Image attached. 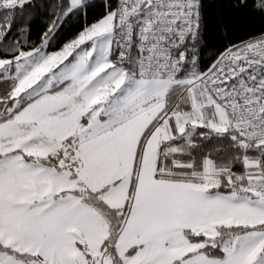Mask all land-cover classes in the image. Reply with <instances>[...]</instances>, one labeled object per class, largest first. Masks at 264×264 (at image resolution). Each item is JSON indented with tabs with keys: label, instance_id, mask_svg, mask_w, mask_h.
<instances>
[{
	"label": "snow or ice",
	"instance_id": "snow-or-ice-1",
	"mask_svg": "<svg viewBox=\"0 0 264 264\" xmlns=\"http://www.w3.org/2000/svg\"><path fill=\"white\" fill-rule=\"evenodd\" d=\"M0 264H264V0H0Z\"/></svg>",
	"mask_w": 264,
	"mask_h": 264
}]
</instances>
